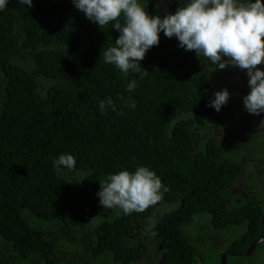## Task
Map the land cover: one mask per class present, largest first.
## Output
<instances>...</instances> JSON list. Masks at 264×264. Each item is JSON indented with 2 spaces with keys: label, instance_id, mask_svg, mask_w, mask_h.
I'll return each mask as SVG.
<instances>
[{
  "label": "trees",
  "instance_id": "16d2710c",
  "mask_svg": "<svg viewBox=\"0 0 264 264\" xmlns=\"http://www.w3.org/2000/svg\"><path fill=\"white\" fill-rule=\"evenodd\" d=\"M184 2L140 0L161 16ZM33 5L9 0L0 12V264H135L141 250L128 241L147 231L142 224L155 208L177 198L178 207L155 219L151 234L163 253L151 252L147 264L195 260L197 247L183 231L194 215H210L216 227L249 222L250 232L236 245L262 235L259 200L232 210L223 197L241 174L243 157L215 138L204 139L199 153L188 122L168 127L179 113L218 117L224 109V118L235 119L233 101L219 112L208 102L222 86L237 84L235 71L244 78L246 71L215 69L161 33L142 69L124 74L103 60L118 36L111 24L99 28L72 0ZM132 80L137 87L128 92ZM118 94L133 99L135 109L124 107ZM109 96L119 107L102 113L99 102ZM66 153L76 158L75 170L58 174L53 160ZM138 165L161 178L168 188L163 200L127 215L103 208L99 182Z\"/></svg>",
  "mask_w": 264,
  "mask_h": 264
},
{
  "label": "clouds",
  "instance_id": "9594fccd",
  "mask_svg": "<svg viewBox=\"0 0 264 264\" xmlns=\"http://www.w3.org/2000/svg\"><path fill=\"white\" fill-rule=\"evenodd\" d=\"M32 8L33 0H17ZM73 6L99 28L111 24L118 32L115 42L103 53L105 64L120 72H139L146 53L158 46L160 34L176 38L179 48L206 57L221 70L235 67L246 71L249 92L243 96L245 110L252 115L264 113V0H185L174 12L149 14L140 0H72ZM9 0H0V12ZM147 70H145V73ZM133 92L137 82L127 84ZM227 88L213 93L208 106L219 112L230 99ZM124 107L135 109L133 99L118 94ZM111 96L99 102L102 113L117 111ZM122 114V113H118ZM58 174L75 170L76 158L70 153L53 160ZM96 193L103 208L120 209L124 214L142 212L163 200L168 188L149 166L121 169L106 175Z\"/></svg>",
  "mask_w": 264,
  "mask_h": 264
},
{
  "label": "rangeland",
  "instance_id": "374dc122",
  "mask_svg": "<svg viewBox=\"0 0 264 264\" xmlns=\"http://www.w3.org/2000/svg\"><path fill=\"white\" fill-rule=\"evenodd\" d=\"M236 91L231 97V101H233V105H235L238 115L235 119L230 120L228 122V133L229 132H236L237 135L235 137L238 139V137L243 136L247 137L244 141V143L240 145H232L234 143L232 138L227 139L228 145V153H235L236 155L239 156H244L245 153H248L250 149L248 148V145L256 143L257 148L255 149V154L257 157H261L264 159V113H261L260 115H254L250 117L251 124L249 126L251 127V130L249 133H243L241 132V127L238 125V120H240L241 116H248L250 115L244 108L242 98L244 95L247 93H239L237 92L238 85L235 86ZM195 114V113H194ZM202 119L201 115H189V116H184L182 114L176 115L174 119H172L168 127L171 126V129H174L175 126L181 122H188L191 126L193 124L192 120H197L200 121ZM218 127V126H217ZM240 127V128H239ZM197 128V126H196ZM198 129V128H197ZM226 131L227 127H225V132L223 133V136L219 139L221 142L224 141V138L226 136ZM169 135H171L172 131L168 132ZM242 134V135H238ZM243 139V138H242ZM219 142V141H218ZM220 143V142H219ZM224 144V143H223ZM264 169V167H262ZM252 178L257 180V182H263L262 184L259 183V189L260 192L258 194L260 198V203H261V208L262 211L264 209V174L261 173V177H257L255 174H251ZM258 188L253 187V190H257ZM180 199L177 198L172 202L165 203L166 205H161L158 208H155L153 212L150 214L149 219L146 218V220L143 222L142 225H147V231L149 232L150 235H152V238L149 234L145 233L143 230H140L135 237L131 238L128 243L131 244V248L138 247L141 249V256L137 260L135 264H147L146 262L151 256V252L155 251L160 254L163 253V249L161 247V244L157 240V235L156 234H151L153 228L155 227V219L157 218V215L159 213L164 214L165 211H168L170 209H175V207L179 204L180 205ZM178 207V206H177ZM160 216V215H159ZM211 217L210 215L207 214H201V215H194L192 221L189 224H186L183 226V231L184 233H189V236L195 233V230H197V227L199 226L200 232L205 231L207 228H211ZM244 229V226H236V227H225L222 229L217 230L216 233L219 235L227 234L228 237H237L242 230ZM206 239H208L211 235L212 232L206 231ZM159 236V235H158ZM262 237L264 236L261 235ZM263 243H264V237L261 240H256L252 243V247L249 250L246 255H236L235 259V264H256L254 261L257 256H259L262 252L263 249ZM210 248L207 246L206 249H200L199 251V256L203 257V261H198L196 258L191 264H224V261L221 258L220 252L215 250V252H209ZM227 264H233V259H228Z\"/></svg>",
  "mask_w": 264,
  "mask_h": 264
},
{
  "label": "flooded vegetation",
  "instance_id": "af4514ba",
  "mask_svg": "<svg viewBox=\"0 0 264 264\" xmlns=\"http://www.w3.org/2000/svg\"><path fill=\"white\" fill-rule=\"evenodd\" d=\"M243 74L237 73L235 71L232 75L233 77H235V81L237 82L236 85H238L237 92L248 93L250 90L247 83L248 77L244 78ZM236 85L228 86L227 89L230 93L232 91H236ZM223 88L225 87L222 86V89ZM231 100L232 99L230 97L228 102L230 103ZM225 113L226 111L222 109L218 117H210L209 114H199L202 116V119L200 121L197 122V120H192L193 124H191V130H193V132L196 134L198 142L200 143L196 145L195 150H198L199 153H205V148L202 144V141L207 138H215V140H219L225 132V127H227L226 136L224 138V141L221 142L219 140L220 143H224L223 145H226L228 147L230 143H227V139L229 137L233 139L234 143L232 145L234 146L240 145L245 142L244 140L247 137H242L243 139L241 138V140H238L235 137V135H237L236 132L228 133V123H230L228 121H230L231 119L224 118L223 114ZM251 116L254 115H243L241 116L240 120H238V125L241 127L239 128L241 129L242 134L250 132L251 127L249 126V124H251ZM196 126L198 129L196 128ZM257 145L258 144L256 143L248 145L250 151L248 153H245L243 156L241 174L238 177L232 179V181L229 182L223 189V197L227 201L228 206L232 203H242L241 205H243L251 198L258 196V193L260 192L259 183L262 184L263 182L258 183L257 180L253 179L251 176V174H255L257 177L262 178L263 176L261 177V173L264 174V169H262V167H264V159L261 157H257V155L255 154ZM229 186L232 187V190H229ZM253 187H256L258 189L253 190ZM238 207L240 206H237L236 208ZM211 224V228H207L205 229V231L200 232V229L195 230V233L191 236H189V233H187L190 242L197 247L195 259L197 258L200 262L203 261V257L199 256V251L200 249H206L207 246L210 248L209 252H215V250L220 252L221 258L225 260L224 264L228 263V259H233V264H235L236 255H246V251L244 250L245 246H241L242 244L236 245L235 242H228L227 234L219 235L218 233H216L217 230L225 227H216L213 222H211ZM206 231L212 232V235L208 239H206ZM254 261L256 262V264H264V243L261 254L257 256Z\"/></svg>",
  "mask_w": 264,
  "mask_h": 264
},
{
  "label": "crops",
  "instance_id": "0c3cea01",
  "mask_svg": "<svg viewBox=\"0 0 264 264\" xmlns=\"http://www.w3.org/2000/svg\"><path fill=\"white\" fill-rule=\"evenodd\" d=\"M233 133H235V132H233ZM240 179H241V178H240ZM241 180H242V179H241ZM229 190H232V187H231V186H229ZM258 194H259V193H258ZM252 199L259 200V202H260V198H259L258 196L251 198V199H250L249 201H247V202H250ZM247 202L244 203L243 205L247 204ZM241 204H242V203H232V204L229 205V207H230V209H232V210H236V209H239V208H241V207L243 206V205H241ZM237 206H240V207L236 208ZM260 206H261V203H260ZM260 223H261V227H262V232H263V234H264V228H263V227H264V209H263V211H262V218H261ZM211 225H212V224H211ZM236 226H244V229L242 230V232H241L237 237H228V242H231V243H234V242H235V244H236L237 242L240 241V239L242 238V236H243L244 234H248V232H250V231H249L250 223H249V222H244V223H241V224H238V225H228V227H236ZM263 234H262V235H263ZM263 237H264V236H263ZM263 237H262L261 235L258 236V237H254V238L251 239V241H249V242H247V243H242L241 246H245V247H244V250L246 251V253H248L249 250H250L251 247H252V243H253L254 241H256V240H261Z\"/></svg>",
  "mask_w": 264,
  "mask_h": 264
}]
</instances>
